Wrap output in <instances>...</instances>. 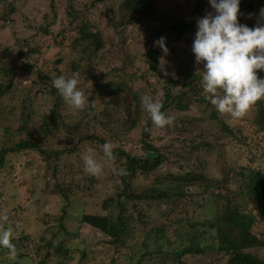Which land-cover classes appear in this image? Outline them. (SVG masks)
I'll use <instances>...</instances> for the list:
<instances>
[{"label": "trees", "instance_id": "1", "mask_svg": "<svg viewBox=\"0 0 264 264\" xmlns=\"http://www.w3.org/2000/svg\"><path fill=\"white\" fill-rule=\"evenodd\" d=\"M74 1L75 5L80 4L81 11L72 14L71 9L66 12L69 22L65 32L70 34V42L66 48L72 51L80 50L84 54L89 53V44L100 37L115 39L114 42H127L128 45L129 41L126 39L129 37L122 36V31L117 29L126 30L129 26L134 28V24L139 20L147 19L158 11L152 0H126L116 9L104 10L110 18L102 27V22L91 19L96 14L95 7L103 0H69L70 7L74 6ZM201 8L203 10L196 9L193 16L183 17L176 24L161 26L157 32L161 35L165 31H171L180 38L188 36L189 44L184 51L178 52H187L190 67L184 68L182 63L179 64L178 57L182 55L177 56L176 52L171 60L173 64L166 67L168 70L173 67L176 73L174 77L164 78L158 67L164 53L160 49L150 48L147 53L149 57L144 62H135L134 56L132 62L115 68L124 78L121 84L107 83L112 90L109 89L106 94L93 98L85 110L73 112L53 87V80L62 75L59 69H56L54 76L50 73L43 75L46 83L40 90L51 98V107L47 110L46 118L37 125V130L45 133L41 137L35 135L32 118L26 114L29 98L23 99L22 112L12 110L8 113L15 118L24 119L20 128L13 133L16 137L14 141L11 138L12 131H4L8 129L6 125L11 117L0 109V127L4 126V129H0V216L8 217L7 222H3L5 228H13L12 243L18 256L13 259L7 248L0 247V264H22L24 258L31 260L32 264H50L56 260L58 264H67L65 259L72 245H67V240L64 239L56 243L54 237L59 231L55 234H49L47 231L35 234L21 228L24 219L29 216L30 209L47 202L63 200L58 220L60 228L67 235L69 231L63 221L66 215L70 214L66 208L67 205L70 206L75 195L78 194V198L87 203L89 199H99L101 192L107 194L114 189H118L112 200L115 209L111 208L109 197L104 201L102 214L84 212L81 216L84 223L113 238L108 241L112 252H119L122 247L129 245L127 236L133 232L134 224V218L129 214L135 208L134 201L139 202L144 198L148 204H158L154 205L155 208H159L169 218L175 230V239L180 236L186 238L184 247L180 242L182 239L175 241L180 248L176 252L179 261L190 253L210 252L216 255L212 264H264V164L259 162L258 153L250 156L251 162L248 165L235 168L225 177L222 174L218 176L220 170H213L210 182L203 190L192 193L184 189L186 185L200 189L203 179H207L206 173H201L204 165L202 154L215 150L218 142L226 145L231 141L239 149L243 144L248 145L251 140L264 142V101L257 103L245 118L232 119L219 114L204 98L201 86L203 64H196L191 49L197 31V19L208 12L214 14V10L207 3ZM183 9L185 11L186 8ZM3 10L4 8L0 12ZM118 18L121 21H118ZM243 25L250 28L258 26L256 23L249 24L248 21L243 22ZM25 45L26 40L20 47L22 55H30L38 50L34 47L29 51L25 50ZM9 50L11 49L2 50L0 46V62L6 69H3V75L7 76L5 82L0 84V98L11 95V92L16 90L19 95L30 97L36 90L33 89L34 84L31 83L29 88L22 85L14 88L17 73L16 66H10L13 59L5 56ZM56 61L58 65L64 64L63 59L57 58ZM86 61L88 60L84 55H81L70 64L72 75L78 79L84 76L83 79L89 81L92 71L82 69ZM29 72L32 73L30 70ZM103 72L105 73L102 75L106 78L110 71H105L104 68ZM258 75L264 78V71ZM79 86L83 89L82 83ZM94 91L97 93L100 89ZM145 94L162 102V111L175 117V125L164 128L167 133L179 135L194 129L196 135L185 139L181 146L154 136L155 126L141 107V97ZM52 125L58 126L64 133L59 134L58 129ZM117 126L120 128L115 129ZM83 127L85 130L81 131ZM104 131L108 132L105 134ZM135 134V140L124 137H132ZM88 140L90 145L85 144ZM106 141L115 145L116 160L112 167L117 171L113 172L112 167L106 166L105 171L111 173L109 177H106L105 173L99 177L90 176L83 170L82 154L86 152V148H90L96 159L103 162L105 157L102 145ZM51 143L59 145L50 146ZM132 144L136 145L135 149L130 147ZM254 151L250 150L252 153ZM21 152L28 156L27 167L31 174L30 184L23 194L19 192V186L24 182L19 185L15 181L18 174L15 158L20 157ZM169 161L177 170H184L183 174L166 180L167 185H174L168 187L169 191L147 189L144 195L136 193L133 187L134 179L142 174L156 175ZM185 168H192V172ZM52 179L55 180L53 188L50 185ZM109 179L113 181L111 185ZM38 182L39 185H36ZM137 221L140 226V229L136 228L137 231H148L150 221L144 220V214L137 217ZM137 221L135 219V222ZM44 222L49 230H53V227H49L50 216H47ZM166 228L167 226L157 229L163 235ZM170 248L171 244L168 247L169 252ZM133 262L132 255L127 264Z\"/></svg>", "mask_w": 264, "mask_h": 264}, {"label": "rangeland", "instance_id": "2", "mask_svg": "<svg viewBox=\"0 0 264 264\" xmlns=\"http://www.w3.org/2000/svg\"><path fill=\"white\" fill-rule=\"evenodd\" d=\"M126 0H103L95 8V15L91 20L96 22H102V27L107 24L108 16L107 11L112 8L120 7ZM154 1L157 12L155 15L148 17L147 19H141L138 23L134 24V28L123 30L124 28L117 29L122 31V36L129 37L127 42L115 41L112 38H98L92 44H89V53L84 54L80 50H68L66 47L70 42V34L65 32V28L68 25L69 20L66 17V12L72 9V14L76 11H81V6L75 1L72 2L74 6H69V0H0V46L3 49H11L9 52L5 53V56H10L12 64L10 66H16V78L14 88H19L21 85L24 88H29V86L34 84V88L31 96H21L19 92L12 91L11 95H5L0 98V109L4 111L7 115L12 110L15 112H22L24 101L23 99L29 98L27 102L26 114L31 116L33 121L32 125L35 127L36 136L41 137L44 132H39L37 130V125L46 118L47 110L51 107V98L47 94H44L40 89L46 83L43 75L50 73L51 76L55 75V70L59 69L60 74L65 78L75 77L72 75L71 61L75 58L84 55V58L88 61L82 66L83 71H92L91 80L85 81L84 76H78L80 82L82 83L83 90L85 94L89 97L91 101L93 98L102 96L109 92L107 83L116 82L119 84L124 80L122 73L116 71L117 66H123L132 62V58L135 56V62H144L147 60V53L150 48L160 49L159 46L154 44L160 37L166 38V47L168 48V53L165 54L161 60L165 61V68L173 64L174 54L177 52L179 64H183L184 68L190 67V58L187 56V52L184 51L185 47L189 44L188 36L184 35L181 38L171 31H165L164 34L158 35L161 26H171L176 24L183 17H191L196 12V9H201L205 3L211 6L209 0H152ZM81 2V0H79ZM11 4V5H10ZM186 8L185 11L183 8ZM6 8V9H5ZM57 8V9H56ZM56 9V10H55ZM107 9V11H104ZM261 9H264V0H245L240 2V16L239 22L248 21L249 24L256 23L259 25H264V17L261 16ZM87 12V11H85ZM89 17V16H88ZM140 19V16H136ZM1 18L5 19L2 20ZM90 18V17H89ZM119 18L121 16L119 15ZM118 18V21H121ZM10 21V22H8ZM46 29H48L46 32ZM112 33V32H110ZM190 38V36H189ZM26 40L27 45H25V50H30L31 48L38 49L35 53L30 55H22L20 53V47ZM91 43V42H90ZM69 51V52H66ZM175 51L172 55H170ZM4 57V56H3ZM57 58L63 59L64 64H57ZM33 65V67H32ZM105 71H110L108 76L102 75ZM3 63L0 62V84L5 82L7 76L3 75ZM6 70V69H5ZM29 70L32 72L30 73ZM169 75L164 78H171L176 75L175 71L172 69H167ZM174 73V75H173ZM107 74V73H106ZM9 75V74H7ZM110 81V82H109ZM113 88H115L113 86ZM100 89L99 92L94 90ZM39 90V91H37ZM102 90V91H101ZM105 99V98H103ZM107 100V99H105ZM1 104L3 105L1 107ZM9 118L7 133L9 130L12 131L11 137L14 141V132L17 131L23 124L22 117H13L8 114ZM53 128L58 129L59 134H63V130L58 126H53ZM120 126L115 127L119 129ZM0 129H4L1 126ZM84 127L81 131H84ZM141 130V128L139 129ZM108 131H104L106 134ZM140 133V132H139ZM136 133V134H139ZM154 136L165 138V141L169 143L175 142L176 145L180 146L183 144L185 139L193 138L196 135L194 129L181 133V134H169L164 129H154ZM132 137L124 136L126 139H134L137 135ZM172 137V138H171ZM47 139V138H45ZM230 142V143H229ZM228 144L224 145L223 142H218L215 146L216 149L208 153L202 154L204 158L202 163L204 164L201 168V173H206L203 179V184H201L200 189L192 188L191 185H186L185 190L192 193L203 190V187L210 182L212 176V171L217 169L218 176L222 174L223 177L227 176L228 173H232L235 168H240L248 165L250 161V156L254 154H259V162L264 164V142L259 140V142H254V140L249 141L248 145L243 143L242 148H238L233 142L229 141ZM54 143H51L53 145ZM85 144L90 145V140L86 141ZM54 145H59L55 143ZM131 148L135 149L136 145H130ZM90 148H86L88 151ZM255 150L253 153L250 150ZM19 154L20 157L15 158L17 168V176L15 177L16 183L19 185V192H22L28 188L30 184V170L27 167L28 156L27 154ZM83 155V154H82ZM98 156V154H97ZM40 162H38L39 164ZM189 172H192V168H185ZM197 170V168H194ZM184 173V170H177L172 165V162H166L161 170L157 171L155 174L140 175L133 181V187L136 193L145 194L147 189L149 190H168L166 180H171L175 176H179ZM105 176L109 177L110 172L105 171ZM169 178V179H168ZM162 180H165L163 182ZM214 180L215 177H214ZM213 180V181H214ZM173 181V180H172ZM113 181L109 179V184L111 185ZM39 185V182L36 184ZM50 185H55V180L50 181ZM118 189H114L113 192H108L107 194H102L99 199L93 200L89 199L87 203H84L81 199H72L70 206L66 210L70 211V214L66 215L63 221L69 234H65L60 228V221L58 217L61 215L62 209L60 206L64 204V201L57 202L51 201L47 204H40L39 206H33L30 209L29 216L23 221L21 228L25 231L35 233V234H55L59 231V234L54 237L56 243L62 239L67 240V245H72L69 255L66 257L67 264H127L130 261L132 255L134 256L133 264H212L214 262L215 256L210 252L207 254H188L181 258L179 261L176 258V252L180 250L178 243L175 241L182 239L181 244L184 247L186 238L182 236L176 237L175 230L170 223L169 218L162 213L159 208H155L154 205H158L155 202L148 204L146 199H142L139 202L134 201L135 208L130 212L129 216L134 218L133 232L127 236L129 245L122 247L119 252H112L110 242L113 238L105 235L101 231L97 230L95 227L90 226L82 221V214L84 212L90 214H102L104 209V201L111 197V208L115 209L112 200L116 196ZM26 198V197H25ZM95 201V202H94ZM179 202V200H178ZM173 203V202H170ZM152 205V206H150ZM72 206V208H71ZM167 208V206H166ZM204 210H207L204 208ZM32 211V212H31ZM208 211V210H207ZM161 212L165 217L159 213ZM144 214V220H149L150 224L148 226V231H137V227L140 229L137 217H141ZM46 216V217H45ZM50 216L49 227H53V230H49L47 224L44 220ZM135 219L137 222H135ZM51 225V226H50ZM167 226L164 234L161 235L157 228ZM171 244L170 251L168 247ZM163 248V250H161ZM152 250V251H150ZM160 252H159V251ZM166 250V251H165ZM18 257L17 254L15 258ZM22 264H32L31 260L24 258ZM50 264H58V261L50 262ZM219 264H227L219 263Z\"/></svg>", "mask_w": 264, "mask_h": 264}, {"label": "clouds", "instance_id": "3", "mask_svg": "<svg viewBox=\"0 0 264 264\" xmlns=\"http://www.w3.org/2000/svg\"><path fill=\"white\" fill-rule=\"evenodd\" d=\"M240 2L209 0L214 14L208 12L197 19V31L191 49L196 64H203L201 86L204 98L219 114L232 119L245 118L257 103L264 101V78L258 75L264 71V25L250 28L241 24ZM261 16L264 17V9H261ZM165 41V37H160L154 44L167 54L169 50ZM158 67L165 76L169 75L164 60ZM52 83L65 105L73 112L83 111L89 105V97L79 86L81 82L78 78L61 75ZM141 107L155 128L164 129L175 125V117L162 111L163 103L151 95H142ZM114 147L111 141L102 145L103 162L98 161L92 151H86L82 155L84 172L94 177L104 175L105 167H112L116 160ZM112 171L116 172L117 169L112 167ZM73 199H78V194ZM7 220L6 215L0 216V247L7 248L11 258L15 259L13 228H5L3 223Z\"/></svg>", "mask_w": 264, "mask_h": 264}]
</instances>
